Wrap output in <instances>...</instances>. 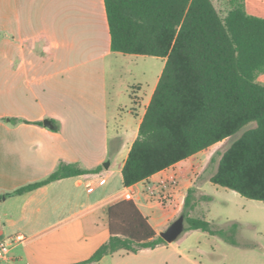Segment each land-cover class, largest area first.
<instances>
[{
    "label": "crops",
    "instance_id": "1",
    "mask_svg": "<svg viewBox=\"0 0 264 264\" xmlns=\"http://www.w3.org/2000/svg\"><path fill=\"white\" fill-rule=\"evenodd\" d=\"M261 5L264 0H245L249 14L264 17ZM134 55L111 51L103 0H0V242L9 246L4 261L72 264L87 259L108 240V208L123 200L128 190L134 191L132 200L156 235L175 215L173 209L156 214L146 201L145 188L175 175L180 192H187L194 175L192 159L209 147L147 179L123 186L122 166L161 73L149 90L135 93V103L125 94L133 103L127 114L134 115L136 121L127 145L128 130L109 125L111 120L119 124L123 118L119 115L122 93L110 95L105 63L110 57ZM62 163L78 164L88 172L6 195L47 178ZM91 178L98 182L87 188L84 183ZM211 186L214 193H207L205 188ZM194 187L195 205L189 215L224 229L226 238L201 229L185 230L184 224L180 243H160L137 252L119 249L112 255L173 247L178 258L185 260L183 264H205L204 259L219 264L213 256L217 257L219 245H227L247 254L250 264H255L252 260L258 256V264H264V246L250 239L252 248L244 250L227 234V225L236 223V228L242 225L243 230H235V235L246 237L244 230L254 228L253 223L225 217L221 224L209 217L208 204L214 201V194L225 206L224 193L233 190L210 180ZM200 207L204 210L194 214ZM203 241L214 243L203 249Z\"/></svg>",
    "mask_w": 264,
    "mask_h": 264
},
{
    "label": "trees",
    "instance_id": "2",
    "mask_svg": "<svg viewBox=\"0 0 264 264\" xmlns=\"http://www.w3.org/2000/svg\"><path fill=\"white\" fill-rule=\"evenodd\" d=\"M103 2L111 51L164 59L121 169L123 186L147 179L253 122L220 153L209 180L264 202V84L257 81L264 73V17L249 14L244 0H229L224 16L212 0ZM87 172L78 164L62 163L47 178L6 195ZM194 205V189L189 188L181 212L186 229L225 237L224 229L188 215ZM107 213L108 240L72 264H94L119 249L137 252L166 243L132 199L112 204Z\"/></svg>",
    "mask_w": 264,
    "mask_h": 264
},
{
    "label": "rangeland",
    "instance_id": "3",
    "mask_svg": "<svg viewBox=\"0 0 264 264\" xmlns=\"http://www.w3.org/2000/svg\"><path fill=\"white\" fill-rule=\"evenodd\" d=\"M213 5L219 12L221 16H224L229 8V0H212ZM245 4V0H244ZM262 10H264V5H261ZM106 76H107V86L111 92V96H115L116 92H121L119 95L121 100V108L119 109V115L123 117L120 118L119 124H115L114 120L110 121V128L119 127L121 130L127 129L128 133L126 135V144L130 143L132 135L135 130V116L127 114L128 110L132 108L133 103L136 102L135 93H140V90H149L153 84L158 73L161 72L164 59L159 56L150 55H134L131 57H121L114 59L110 57L106 61ZM257 81L264 84V73H261L257 77ZM140 87V88H138ZM129 93L132 98V102L128 100V96L125 94ZM254 123H249L247 126L243 127L235 134L219 141L213 146L209 147L205 151H202L195 155L192 160L194 175L192 178V188L194 186L204 184L209 181L210 176L215 172L218 164V159L220 153H222L246 128L253 126ZM205 155V156H204ZM175 176V175H174ZM176 178V176H175ZM172 189L169 191H157V193L148 195L146 190V201L151 204L154 212L158 215H164L168 210H175V215L169 219V222L162 228L164 231L175 219H177L182 212L183 201L186 192H180L178 186V180L176 178V183L171 186ZM211 187L205 188L207 193H214ZM226 196L227 204L221 206L219 196L215 195L214 201L209 203L208 206L211 210L209 217L213 219L215 223H225V217H233L240 220L243 223H253L254 228L245 229L244 233L246 237L242 235H235V230H243V226L240 225L238 228L227 225V234L239 242L238 247L244 250L252 248L253 242L251 240H256L262 246H264V202L254 199H248L241 197L239 195H234L233 191H228L224 193ZM204 207V206H203ZM203 207L197 208L194 214H200L204 209ZM189 215V211H188ZM212 215V216H211ZM200 216V215H199ZM185 230L187 223L184 219ZM185 232V231H184ZM182 232L180 236L173 242V244L180 243L184 238L185 234ZM237 232V233H238ZM248 235V236H247ZM249 238V239H247ZM251 239V240H250ZM214 242L203 241L201 247L203 249H209L210 244ZM167 244V243H163ZM186 244V242H185ZM217 257L213 256L214 260L219 264H250L251 259L245 253H237V251L229 248L227 245H219L217 250ZM14 252V251H12ZM14 254V253H10ZM258 256L255 264L259 263ZM184 259H179L174 253L173 247H168V249H160L158 251L152 252H141L138 254L131 253H120L118 255H107L98 264H183ZM205 264H211L207 259H204ZM0 264H25V261L8 262L0 258Z\"/></svg>",
    "mask_w": 264,
    "mask_h": 264
},
{
    "label": "built area",
    "instance_id": "4",
    "mask_svg": "<svg viewBox=\"0 0 264 264\" xmlns=\"http://www.w3.org/2000/svg\"><path fill=\"white\" fill-rule=\"evenodd\" d=\"M98 182L97 178H91L87 181H85V186L87 188H91L94 187ZM176 183V178L174 175H170L169 177L166 178V180H160L158 182V185H154V184H150L148 186H146L145 190L147 192L148 195H152L157 193V191H162V190H166L167 187H171ZM134 191L133 190H128L126 191V193L124 194V199H132V195H133ZM18 239H22L21 236H18ZM9 250V246L6 242L1 241L0 242V258H3L7 252Z\"/></svg>",
    "mask_w": 264,
    "mask_h": 264
},
{
    "label": "water",
    "instance_id": "5",
    "mask_svg": "<svg viewBox=\"0 0 264 264\" xmlns=\"http://www.w3.org/2000/svg\"><path fill=\"white\" fill-rule=\"evenodd\" d=\"M44 123L52 127L49 120H45ZM184 230V216L181 214L177 219H175L164 231H161L159 235L164 239L166 243H171L175 241L178 236Z\"/></svg>",
    "mask_w": 264,
    "mask_h": 264
}]
</instances>
